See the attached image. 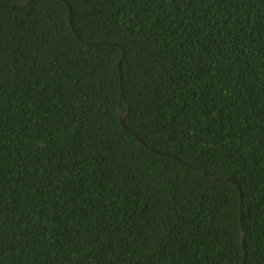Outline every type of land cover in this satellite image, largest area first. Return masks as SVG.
Here are the masks:
<instances>
[{
	"label": "trees",
	"instance_id": "16d2710c",
	"mask_svg": "<svg viewBox=\"0 0 264 264\" xmlns=\"http://www.w3.org/2000/svg\"><path fill=\"white\" fill-rule=\"evenodd\" d=\"M0 264H264V0L0 6Z\"/></svg>",
	"mask_w": 264,
	"mask_h": 264
},
{
	"label": "water",
	"instance_id": "95a60500",
	"mask_svg": "<svg viewBox=\"0 0 264 264\" xmlns=\"http://www.w3.org/2000/svg\"><path fill=\"white\" fill-rule=\"evenodd\" d=\"M32 1H34V0H26V1H23V2H21V3H19V4H15V5H6V4H3V3L0 1V6H9V7H11V8H17V7H20V6L27 5V4H29L30 2H32ZM69 6H70V22H71V24L73 25L72 9H71V5H70V4H69ZM124 54H125V51H124V53H123L122 59H123V57H124ZM122 59H121V61H122ZM120 119H121V123H122V125H123L125 128H128V126H127L126 123H125V114H123L122 112H121V114H120ZM138 139H140V140L142 141V139H141L140 137H138ZM201 173L204 174V175H207V176H209V177H212V178H214V179H216V180H227V181H231V182H232L237 188H239L240 193H241V198L243 197V192H242L241 186L239 185V183H238L235 179L230 178V177H216L215 175L210 174V173H206V172H201ZM241 221L243 222V218H242V216H241ZM242 235H243V240H244V242H245V232H244V230H243ZM246 255H247V253H246V250H245V257H246Z\"/></svg>",
	"mask_w": 264,
	"mask_h": 264
}]
</instances>
